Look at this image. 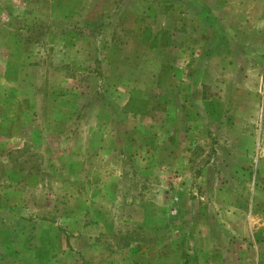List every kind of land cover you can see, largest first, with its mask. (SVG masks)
Instances as JSON below:
<instances>
[{"label": "rangeland", "instance_id": "374dc122", "mask_svg": "<svg viewBox=\"0 0 264 264\" xmlns=\"http://www.w3.org/2000/svg\"><path fill=\"white\" fill-rule=\"evenodd\" d=\"M0 264H264V0H0Z\"/></svg>", "mask_w": 264, "mask_h": 264}]
</instances>
